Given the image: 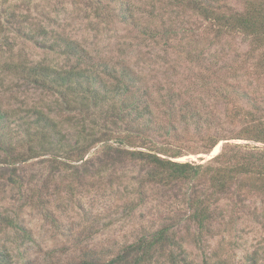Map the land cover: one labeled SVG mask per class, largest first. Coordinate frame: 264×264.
Instances as JSON below:
<instances>
[{"label":"rangeland","instance_id":"1","mask_svg":"<svg viewBox=\"0 0 264 264\" xmlns=\"http://www.w3.org/2000/svg\"><path fill=\"white\" fill-rule=\"evenodd\" d=\"M221 4L244 8V0H224ZM125 7L133 12L128 18L136 25L122 20L120 12ZM209 23L168 0H0V103L14 116L42 108L57 120L59 130L72 144L79 137L100 134L105 125L100 111L84 117L78 111L65 110L55 92L32 84L11 67L27 62L60 68L68 60L54 44L63 36L77 41L96 61L130 66L150 87L177 89L198 108L221 115L225 126L240 128L242 125H234L229 115L238 104L217 96L203 78L214 79L213 90L219 85H237V89L257 96L264 107V74L255 70L261 53L253 50L251 39L245 35H218ZM144 24L172 32L155 39L142 31ZM36 25L47 28L46 39L32 35ZM155 106L159 120L167 121L166 105ZM11 128L14 137L19 134V151L27 150L31 140L17 133L18 126ZM225 141L209 153L194 145V152L176 159L205 163L222 150ZM230 141L256 150L264 148V143L252 140ZM39 142L35 139L39 150L31 152L34 157L16 164L19 184L7 179L11 165L0 159V173L6 171L5 177H0V216L14 218L25 228L0 220V264H78L89 258H111L124 245L155 230L168 214H177L175 223L184 216L181 228H175L178 241L184 242V251L176 250V264H264L263 183L259 189H247L248 206L234 216H230L232 207L223 199L221 205L230 210L229 217L215 220L210 234L200 236L197 226L184 215H188L186 188L168 191L148 183L147 170L140 163L106 161L99 152L105 142L84 158L94 155L88 171L82 161L73 162L76 167L55 170L47 161L52 145ZM109 142L119 146L115 140ZM3 156L0 152V158ZM150 262L174 264L158 248Z\"/></svg>","mask_w":264,"mask_h":264},{"label":"trees","instance_id":"2","mask_svg":"<svg viewBox=\"0 0 264 264\" xmlns=\"http://www.w3.org/2000/svg\"><path fill=\"white\" fill-rule=\"evenodd\" d=\"M168 1L176 7L190 9L209 21L218 35L243 34L250 38L253 50L261 53L255 70L258 74H264V0H244L243 9L224 6L221 4L224 0ZM128 14L132 16L133 12L125 7L120 12L122 20L135 24ZM143 26L142 31L155 39L157 35H164L165 38L168 32H172L158 30L149 24ZM31 31L34 37L42 39L49 34L42 25H36ZM56 45L68 60L60 68L46 63L27 62L15 63L11 67L14 66L32 84L55 92L65 110L78 111L84 117H92L97 110L100 111L105 125L99 135H85L72 144L59 130L57 120L42 108L34 107L30 114L14 116L5 111L0 103V152L4 154L0 159L11 165L6 176L11 183L19 184L21 181L16 164L34 157L31 152L37 153L39 150L38 144H34L35 139L43 142V145H52L47 150L51 154L47 161L55 170H67L76 167L73 162L82 161L84 170L88 171L86 168L92 163L94 155L91 154L87 160L84 158L93 148L95 151L99 143L105 142L98 150L106 161L128 159L140 163L147 170L148 183L162 186L168 191L186 188L184 200L188 215H184L197 226L196 231L200 236L210 234V226L215 220L229 217L227 212L230 210L221 205L223 199L228 201L226 206L232 207L230 216L248 206L245 203L248 194L244 193L249 188L259 189V185L264 184V148L256 150L230 140L264 143V107L257 96L252 97L251 92L237 89V85H219L213 90L214 79L211 76L202 77L217 96L232 102L235 100L238 104L234 106L237 108L234 113H229L232 116L230 121L242 126L231 129L225 126L221 115L205 112L203 107L198 108L190 99H184L179 90L165 88L163 91L150 87L144 76L130 66L96 61L89 51L80 48L77 41L63 36L58 37ZM155 92L160 94L156 96L160 102H157ZM178 101L182 103L179 105ZM244 102L251 107H245ZM155 105H166L164 112L168 116L167 121L159 120ZM181 123L184 124L183 129H180ZM14 125L18 126L17 133L21 132L31 140V145L25 151H19V134L18 138L14 137L11 128ZM53 137L57 139L53 141ZM110 140L117 141L119 146L113 145ZM223 140L226 141L222 150L205 163L176 159L194 152V145L201 146L200 151L209 153ZM41 147L44 149V146ZM4 170L0 173L1 178L5 177ZM182 217L175 223L177 214L164 215L155 230L124 245L111 258H89L78 264H151L156 248L165 251L171 262L176 264V250L184 251V242L178 241L175 229L177 225L181 228ZM0 220L12 227L25 229L14 218L0 216ZM247 264L252 262L248 261Z\"/></svg>","mask_w":264,"mask_h":264}]
</instances>
